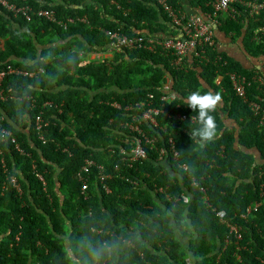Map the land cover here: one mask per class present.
I'll return each mask as SVG.
<instances>
[{
    "label": "trees",
    "instance_id": "1",
    "mask_svg": "<svg viewBox=\"0 0 264 264\" xmlns=\"http://www.w3.org/2000/svg\"><path fill=\"white\" fill-rule=\"evenodd\" d=\"M210 1L191 4L209 14ZM168 3L181 8L178 0ZM14 5L30 8L27 16H17ZM44 10L76 23L65 30L40 16ZM237 10L241 16L220 18L219 27L235 38L245 32L247 52L258 57L264 44L252 36L264 15L254 24L241 5ZM169 21L158 0H0V72L21 71L0 85V130L16 139L0 142V264H264V127L250 107L264 106V87H248L246 102L227 76L253 73L225 55L223 67L214 62L219 52L209 50L213 62L200 63L203 77L225 106L212 113L216 140L201 145L191 135L198 112L184 104L191 92L208 91L196 71L175 67L173 54L160 46H113V60L89 58L109 42L107 31L131 38L149 29L146 46ZM169 73L174 88L163 86ZM157 109L158 127L142 121ZM227 113L237 128L226 126ZM38 115L51 123L46 143L34 129ZM132 125L142 128L147 158L129 167L121 148H135L127 142L136 136ZM28 127L33 144L22 132ZM170 140L179 158L169 154L164 164L160 152L171 150ZM238 146L256 149L263 162ZM87 159L104 165L111 179L101 183L93 167L83 191Z\"/></svg>",
    "mask_w": 264,
    "mask_h": 264
},
{
    "label": "built area",
    "instance_id": "2",
    "mask_svg": "<svg viewBox=\"0 0 264 264\" xmlns=\"http://www.w3.org/2000/svg\"><path fill=\"white\" fill-rule=\"evenodd\" d=\"M162 8L168 12L171 22L178 28L180 32L179 37H169V38H148L147 45H144L145 35H140L137 37H127L119 34L118 32L108 31L107 35L110 38L112 45L121 49L122 46L128 47L129 49L135 48H147L151 51L154 50L157 46H160L165 52L173 54L175 60L173 61V65L178 68H182L187 65V60L189 57L196 59L201 62H211V56L209 55V50L216 51L217 50V40L215 36L216 28L221 25L220 18L224 14H227V17H230L236 20V15L241 16V11L237 10V5H241L245 10L244 13L249 19H259L264 14V0H211L208 3L210 7L209 14H206L207 17L200 15H186L182 9H176L172 5L168 3L169 0H158ZM12 9V7H11ZM30 8H18L14 6V12L19 16L20 14H24L27 16V10ZM40 16L47 18L52 22H58L53 11H41L39 13ZM68 24L74 23L73 19H69L67 21ZM65 28L67 25L65 23ZM138 34H141L139 32ZM252 41L258 44H264V23L255 28L252 36ZM213 62V61H212ZM214 62L222 63V66H227L228 62L224 61L222 56L219 54L218 58L214 60ZM9 74H21V71L18 69H14L12 67L8 68L7 72H0V85L2 84L6 75ZM24 75H30V73H24ZM227 76L230 78L232 87L234 92L238 97L243 99L244 101H248L247 88L252 86L253 83L259 84V86L264 87V77L255 73L251 78L239 74L237 72H228ZM220 80L223 79V76H219ZM168 84H164L163 86H168L171 81L170 78L167 77ZM3 92H0V99L5 101L1 95ZM19 98V97H15ZM20 99V98H19ZM21 100V99H20ZM250 107L255 115L259 118V126L264 127V106L258 102H250ZM161 114V110H150V113H145L142 116L143 122H149L151 125L156 127L159 126L155 115L158 116ZM196 117L193 118L195 121ZM183 119H186L183 116ZM49 121H45L41 115H38L35 121L34 129L36 128L37 135L41 141L46 143L45 132L46 129L50 126ZM131 130L135 137H132L131 140L127 141L130 145H134L135 148L131 151H128L127 148H121V154L123 160L127 161L130 164H127L131 167L135 162L146 159L147 153L145 148L143 147L141 139L138 138L144 137V133L142 128L139 126H131ZM13 134L8 130H0V142L5 143L8 137H12L11 142L16 143V139L12 136ZM171 150L169 151L162 150L160 152V160L163 162L168 159L169 154H172L174 160H178L179 154L175 150L173 140H170ZM18 147V146H17ZM3 150L0 147V155H2ZM4 162V161H2ZM95 167L99 171V180L101 183H105L108 179H111L109 175L105 173L106 168L104 165L95 164L93 161H90L86 166L82 168V172L80 174V179L83 182V191L87 190L88 181L90 177L88 176L91 169ZM117 170L120 169V166L117 165L115 167ZM181 168L184 170L188 169L187 165H181ZM42 179V177H40ZM13 183H16L17 180L15 178L12 179ZM107 192H110V189L105 184L104 185ZM163 191V189H161ZM258 207V205H257ZM247 212H251V208L247 209ZM223 217V216H222ZM231 232L238 233V228L236 226L230 225Z\"/></svg>",
    "mask_w": 264,
    "mask_h": 264
},
{
    "label": "crops",
    "instance_id": "3",
    "mask_svg": "<svg viewBox=\"0 0 264 264\" xmlns=\"http://www.w3.org/2000/svg\"><path fill=\"white\" fill-rule=\"evenodd\" d=\"M178 1H179L180 5H181L180 9H182V11L186 15H189V16L190 15H192V16L200 15V16L207 17L206 14L201 9H199V7L195 8L196 7L195 5H194L195 7L192 6L191 0H178ZM87 2H91V0H87ZM57 3H62V0H57ZM106 16L111 21L115 20L112 15L106 14ZM227 16H228L227 14H224L222 16V19H226ZM252 22L254 24H256V23H259L260 20L256 19V20H253ZM163 24L167 27V29L165 31H162L164 33L157 34L158 36H160V38L179 37L181 35L179 30H178V28L171 21L164 22ZM143 31L145 33L144 34L145 36L150 34V30L149 29H143ZM245 35H246V33L244 32V34L241 35V37L235 38L231 34H227L223 29H221L218 26L216 28V31H215V36H216V40H217V50L216 51H218L221 56L225 55L226 57L230 58L231 60H235L245 70H247L249 72H252L253 74L257 73L260 76L264 77V51L258 57L251 56L246 50V45H245V38L246 37H245ZM117 51H116L115 48H113L112 42H110V39H109V42L107 43V45H105V47H103V48H94L92 50V52L89 54V58L91 59V61H103V60H105L107 58L110 59V60H113L114 58L117 57ZM200 63H202V62L198 61L196 59H193L192 57H189V59L187 60L186 67H188V68L190 67L192 70L197 72V76H198L201 84L203 85V87L205 89H207L208 91L212 90L213 92L218 93L217 90L215 88H213L208 83L207 78L203 77L204 68L202 67V64H200ZM206 63L208 64L210 62H206ZM167 76H168V78H170V81H171L170 86L173 85V88H174L176 86V83H175L176 79L173 78L170 73ZM219 76H222V75H218L217 76V78L215 80V83H217V84H219L221 82ZM244 76H246V75H244ZM172 95L178 96L177 93H175L174 91L172 92ZM15 97H19V96H13V98H15ZM19 98L21 100H23L22 97H19ZM224 106H225V103H224V100L222 99V103L218 107V109L221 111V109H224ZM4 118H5V116H4ZM222 118L225 119L224 121H225L227 127H230V128H234L235 127V128H237L236 122L234 120H232L231 118H229V114L228 113L227 114H223ZM5 119H9V118H5ZM22 132L26 135L25 136L26 141H28L31 144H33L32 140H31V134H33L34 131L31 129V127L26 128ZM237 148L239 150H242L245 153L253 154L258 164L263 162L261 157H260V155L258 154V151L256 149L247 150L246 148L239 147V146ZM90 161L91 160L87 159L85 164H84V166H86ZM163 162H164V164H166V160L163 161ZM14 167H15V165H14ZM16 173H17L18 176L21 177V172L20 171H16Z\"/></svg>",
    "mask_w": 264,
    "mask_h": 264
},
{
    "label": "clouds",
    "instance_id": "4",
    "mask_svg": "<svg viewBox=\"0 0 264 264\" xmlns=\"http://www.w3.org/2000/svg\"><path fill=\"white\" fill-rule=\"evenodd\" d=\"M18 8H24V7H18ZM221 18H222V16H221ZM260 18H259V20H260ZM249 20L253 21V19H249ZM57 21L58 22H56V23L58 25L62 26L65 30H67V28L69 26V24L67 22H66L67 28H65V22H62L58 19H57ZM80 21H83V19ZM75 23H76V20H74V23H71V24H75ZM107 32H106V34H107ZM110 42H111V40H110ZM218 64H220V63L218 62ZM223 67H226V66H223ZM221 103H222V96L219 93L213 92L212 90H209L204 94H201V92L199 90H196V91L191 92L189 95H187L184 98V104L187 105L188 107H190L193 110V112L194 111L198 112V116L195 119H196V122L199 126L191 131V135L194 138L198 137L201 145L214 142L217 138L218 125L216 122V118L214 115H212V113L217 111V109L221 105ZM17 148L19 149L20 152H22L19 147H17ZM168 169L172 170L171 166Z\"/></svg>",
    "mask_w": 264,
    "mask_h": 264
},
{
    "label": "rangeland",
    "instance_id": "5",
    "mask_svg": "<svg viewBox=\"0 0 264 264\" xmlns=\"http://www.w3.org/2000/svg\"><path fill=\"white\" fill-rule=\"evenodd\" d=\"M143 67H145V65H143ZM135 78H137V77H135Z\"/></svg>",
    "mask_w": 264,
    "mask_h": 264
}]
</instances>
